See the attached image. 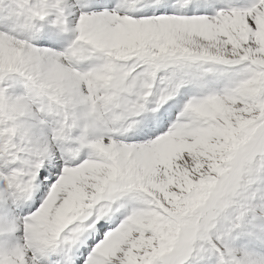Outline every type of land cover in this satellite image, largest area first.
<instances>
[{
  "label": "snow or ice",
  "instance_id": "6c2138e0",
  "mask_svg": "<svg viewBox=\"0 0 264 264\" xmlns=\"http://www.w3.org/2000/svg\"><path fill=\"white\" fill-rule=\"evenodd\" d=\"M0 264H264V0H0Z\"/></svg>",
  "mask_w": 264,
  "mask_h": 264
}]
</instances>
